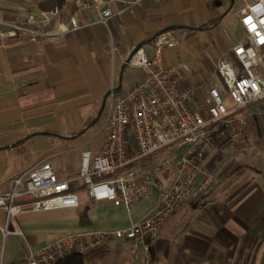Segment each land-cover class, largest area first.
Returning a JSON list of instances; mask_svg holds the SVG:
<instances>
[{"label": "crops", "instance_id": "crops-1", "mask_svg": "<svg viewBox=\"0 0 264 264\" xmlns=\"http://www.w3.org/2000/svg\"><path fill=\"white\" fill-rule=\"evenodd\" d=\"M83 1L0 0L6 20L59 6L62 21L75 13L87 24L50 41L0 40V146L14 151L42 139L52 151L44 159L69 154L67 175L76 180V188L83 152L95 154L106 142L109 95L114 92L117 99L143 79V68L126 65V54L140 44L152 54L155 36L175 26L172 31L181 29L182 34L175 47L165 50V63L187 59L191 71L185 83L211 87L218 81V59L244 38L237 13L252 0H233L231 6H213L208 0H143L133 13L115 16L107 25L97 22L94 9H82ZM215 18L220 21L212 29L197 27ZM226 21L240 29L241 40L223 46L214 57L200 53L196 45L208 42V32ZM217 150L205 161L212 171L210 158ZM15 160L14 154L11 166ZM40 161L20 162L11 176ZM252 171L241 169L232 183L218 182L208 197L186 201L169 215L151 250L152 264H264V170ZM73 223L51 222L50 229L61 237L79 228ZM108 253L90 254L87 264H146L145 256L131 252L124 241ZM26 255L8 264H20Z\"/></svg>", "mask_w": 264, "mask_h": 264}, {"label": "built area", "instance_id": "built-area-1", "mask_svg": "<svg viewBox=\"0 0 264 264\" xmlns=\"http://www.w3.org/2000/svg\"><path fill=\"white\" fill-rule=\"evenodd\" d=\"M142 1L84 0L81 8L94 9L97 22L107 25L115 16L133 13ZM60 15L59 6L13 21L0 15V40L39 43L87 25L75 13L68 21ZM237 22L243 40L217 61L225 89L186 84L191 63L185 58L165 63V50L178 44L171 31L155 36L152 54L141 47L125 56L126 65L143 68V79L117 99L114 92L109 95L106 142L95 154L83 152L80 179L94 202L109 200L131 212L156 194L154 208L115 230L83 227L64 234L30 250L20 264H57L71 254H105L121 241L152 264L150 253L167 217L186 201L208 197L217 186V175L205 164L208 156L223 141L246 144L248 129L259 118L264 120V0H252L238 10ZM224 90L234 106L225 104ZM252 107L258 109L248 112ZM167 150L168 156L152 161ZM74 181L59 178L50 159L0 180V211L6 221L1 230L22 234L15 222L18 213L79 207Z\"/></svg>", "mask_w": 264, "mask_h": 264}, {"label": "rangeland", "instance_id": "rangeland-1", "mask_svg": "<svg viewBox=\"0 0 264 264\" xmlns=\"http://www.w3.org/2000/svg\"><path fill=\"white\" fill-rule=\"evenodd\" d=\"M211 5L215 6L218 4L232 5V0H208ZM244 1V0H242ZM221 7V6H220ZM203 24L197 25L198 28L202 27ZM165 30L171 31L172 35L179 40L182 34L181 29ZM208 42H201L196 45V49L207 56L214 57L220 51L223 46H232L238 40H241V31L237 26H233L228 21L223 23L217 30L208 32ZM179 42V41H178ZM186 43L184 40L182 44ZM218 79L216 84L223 87L222 81L218 75L215 76ZM224 90L225 104L227 107L234 106L233 100L229 94ZM258 107H252L248 112L257 110ZM254 125L248 129L247 132V143L240 145L232 141L226 142L219 149L216 148L214 152L215 156H211L213 160L214 172L217 170L220 173L217 174L219 182L232 183L233 178L239 173L241 169L253 172L264 170V120L258 119L253 123ZM41 140H31L23 143L22 148L15 149L14 151L1 150L0 153V171L7 173L6 175L0 173V179H9L11 175L17 172L20 166L26 162L45 160L52 153L48 150L47 143H43ZM3 142H0V145ZM220 146V145H219ZM218 146V147H219ZM5 151V152H4ZM169 150L163 152L158 157L153 158L152 161L160 160L168 156ZM213 153V152H212ZM16 155V162L11 166V160ZM69 154H63L61 156H52L50 161L54 166L55 173L61 179H70V175H67L70 166ZM47 159V158H46ZM25 164V165H26ZM20 165V164H19ZM8 171V172H7ZM78 176V175H77ZM234 176V177H233ZM79 181L76 182L79 197L80 206L71 209H59L52 211H41V212H22L15 216V222L21 229L22 234L4 232L0 228V264L15 263L18 259L23 257L30 250L40 249L48 244L51 240L58 237L59 232H53L50 229L51 222H74L78 224L79 228L88 227L94 230H115L117 228L125 227L131 224L132 221L140 219L148 210L154 208L157 203V195L146 200L140 204L134 206L131 212H128L124 205L116 206L112 201L101 200L94 202L90 198L89 192L84 184V181L80 179L79 170ZM185 206L184 208H186ZM5 216L0 211V225L5 226ZM72 232V231H71ZM110 252V251H109ZM109 254L108 252L105 255ZM103 256V255H102ZM97 258V257H96ZM97 261H100L99 257Z\"/></svg>", "mask_w": 264, "mask_h": 264}, {"label": "trees", "instance_id": "trees-1", "mask_svg": "<svg viewBox=\"0 0 264 264\" xmlns=\"http://www.w3.org/2000/svg\"><path fill=\"white\" fill-rule=\"evenodd\" d=\"M220 21V18H215L212 20H209L205 24L202 25V28L204 29H212L215 27ZM8 145L0 146V150L7 149ZM88 256L86 255H79V254H71L64 259L60 260L57 264H87Z\"/></svg>", "mask_w": 264, "mask_h": 264}, {"label": "water", "instance_id": "water-1", "mask_svg": "<svg viewBox=\"0 0 264 264\" xmlns=\"http://www.w3.org/2000/svg\"><path fill=\"white\" fill-rule=\"evenodd\" d=\"M232 2H233V0H232ZM175 27V26H174ZM174 27H171L170 29H174ZM200 28H202V27H200ZM169 30V29H168ZM142 47V45L140 44L139 46H137L136 48H135V50H137V49H139V48H141Z\"/></svg>", "mask_w": 264, "mask_h": 264}]
</instances>
